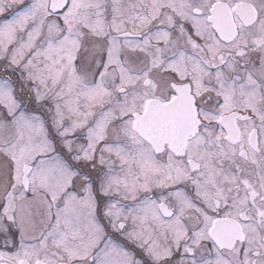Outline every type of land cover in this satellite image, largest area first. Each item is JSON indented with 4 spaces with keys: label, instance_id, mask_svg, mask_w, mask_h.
Listing matches in <instances>:
<instances>
[{
    "label": "snow or ice",
    "instance_id": "obj_1",
    "mask_svg": "<svg viewBox=\"0 0 264 264\" xmlns=\"http://www.w3.org/2000/svg\"><path fill=\"white\" fill-rule=\"evenodd\" d=\"M0 264H264V0H0Z\"/></svg>",
    "mask_w": 264,
    "mask_h": 264
}]
</instances>
